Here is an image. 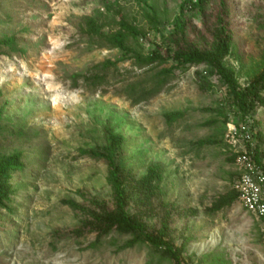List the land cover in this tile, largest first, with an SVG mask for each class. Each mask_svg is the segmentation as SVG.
Listing matches in <instances>:
<instances>
[{
    "label": "rangeland",
    "instance_id": "1",
    "mask_svg": "<svg viewBox=\"0 0 264 264\" xmlns=\"http://www.w3.org/2000/svg\"><path fill=\"white\" fill-rule=\"evenodd\" d=\"M183 1L0 0V38L18 48L0 55V264H264L228 139L231 124L251 118L264 165V105L238 108L204 65L143 62L168 46L179 20L198 51H216L218 0L188 4L182 18ZM229 1L222 63L245 90L264 73V0ZM120 15L145 34L127 36V51L86 32L87 20L117 32ZM107 60L116 63L107 83L73 78ZM163 78L167 86L146 101L125 95L129 84ZM108 155L141 230L122 222ZM9 163L23 168L2 170Z\"/></svg>",
    "mask_w": 264,
    "mask_h": 264
},
{
    "label": "trees",
    "instance_id": "2",
    "mask_svg": "<svg viewBox=\"0 0 264 264\" xmlns=\"http://www.w3.org/2000/svg\"><path fill=\"white\" fill-rule=\"evenodd\" d=\"M201 1L202 0H195V2L193 0H184L181 5V17H185V11L188 4H191L192 7H194L197 4L201 3ZM229 11L230 1L218 0L214 17L219 24V34L216 51L214 53L208 54L198 51L193 46L191 41L187 38L186 22L179 20V22L175 25V33H172L170 36L168 46L165 48L157 46L153 53L146 59V63L145 61L143 62L144 65L146 64L145 66L156 63L159 65L174 63L172 71H175L176 69H187L190 66L196 64L204 65L209 69L210 75L218 77L222 84L227 87V94L229 96V99L238 108L245 109L249 107V109H255L264 105V97L261 94V92L264 90V73L252 85L243 90L237 83L234 71L228 69L222 63L224 57L227 54L231 36L229 22L227 19ZM119 24L121 26L120 30L114 33L104 34L99 32V26L94 20H87L86 32L90 35L101 36L112 47L121 48L126 51L127 48L125 47V40L127 36H145L142 31H139L135 27L129 25L122 15H120L119 17ZM4 47H7L13 51L18 50L14 37L5 36L3 38H0V55L2 53V48ZM115 65V62L107 60L102 64H97L89 69L86 76L77 74L74 75L73 78L76 79L83 76V78L88 80L91 84L102 85L107 83L105 72ZM199 74L200 73H198V75ZM156 79H152L147 83L137 82L127 85L125 89L126 97L129 98L134 104H138L148 100L152 96L161 93L167 86L168 79L163 78L159 81ZM151 84H153V87H150ZM109 138L112 143L114 142L118 145L122 140V137L120 135L114 134L112 131H110L109 133ZM255 154L257 161L260 162L256 148ZM107 158L112 164L110 181L112 182L114 190L116 192V204L118 205L122 222L132 229L141 230L143 225L133 221V218L127 212V187L124 183L125 174L120 172L115 159L111 155H108ZM15 168L20 169L23 168V166L20 163H9V165H7L2 170H13ZM4 174L5 173H0V197L2 196V193L6 192V189L4 188V185L6 184V181H4ZM148 237L149 239L151 238L149 235ZM151 240H154V244L158 247L163 246L167 250H172L171 243L166 239L151 238Z\"/></svg>",
    "mask_w": 264,
    "mask_h": 264
},
{
    "label": "built area",
    "instance_id": "3",
    "mask_svg": "<svg viewBox=\"0 0 264 264\" xmlns=\"http://www.w3.org/2000/svg\"><path fill=\"white\" fill-rule=\"evenodd\" d=\"M254 137L251 118H246L239 125H230L228 139L235 149L240 170L235 189L246 210L259 220L264 241V165L256 159Z\"/></svg>",
    "mask_w": 264,
    "mask_h": 264
},
{
    "label": "crops",
    "instance_id": "4",
    "mask_svg": "<svg viewBox=\"0 0 264 264\" xmlns=\"http://www.w3.org/2000/svg\"><path fill=\"white\" fill-rule=\"evenodd\" d=\"M257 219V218H256ZM257 221L259 222V220L257 219ZM259 224H260V222H259ZM259 230H260V227H259ZM260 233V232H259ZM260 236H261V233H260ZM261 238H262V236H261ZM250 240V239H249Z\"/></svg>",
    "mask_w": 264,
    "mask_h": 264
}]
</instances>
